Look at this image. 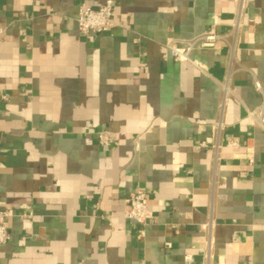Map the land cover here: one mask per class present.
Masks as SVG:
<instances>
[{"label":"crops","instance_id":"crops-1","mask_svg":"<svg viewBox=\"0 0 264 264\" xmlns=\"http://www.w3.org/2000/svg\"><path fill=\"white\" fill-rule=\"evenodd\" d=\"M107 1L115 27L81 34ZM0 20V264H264V0H0Z\"/></svg>","mask_w":264,"mask_h":264},{"label":"built area","instance_id":"built-area-1","mask_svg":"<svg viewBox=\"0 0 264 264\" xmlns=\"http://www.w3.org/2000/svg\"><path fill=\"white\" fill-rule=\"evenodd\" d=\"M78 30L83 35L102 34L115 27L114 7L112 2L107 1L103 5L93 7L83 3L79 7L76 18ZM6 28L0 20V38L4 35ZM224 39V36L215 32H205L187 40L183 45L175 41L168 43V48L176 61H190L191 52L197 48H210ZM256 123L264 129V113L259 111L253 116ZM232 146H237V142H231ZM148 195L144 190L138 189L131 192L126 199L129 205L127 217L134 221L139 227L141 237L145 236V226L149 222L150 210L148 206ZM10 217L8 210L0 209V245L6 244L10 240V232L7 227V219ZM170 247V244H167Z\"/></svg>","mask_w":264,"mask_h":264}]
</instances>
